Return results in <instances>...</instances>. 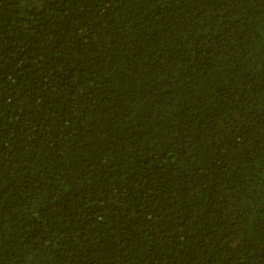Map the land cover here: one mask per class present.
<instances>
[{"label": "trees", "instance_id": "trees-1", "mask_svg": "<svg viewBox=\"0 0 264 264\" xmlns=\"http://www.w3.org/2000/svg\"><path fill=\"white\" fill-rule=\"evenodd\" d=\"M0 264H264V0H0Z\"/></svg>", "mask_w": 264, "mask_h": 264}]
</instances>
